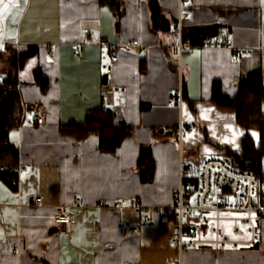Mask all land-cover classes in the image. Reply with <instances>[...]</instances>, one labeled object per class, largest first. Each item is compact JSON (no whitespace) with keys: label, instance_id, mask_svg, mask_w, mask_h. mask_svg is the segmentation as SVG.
Returning a JSON list of instances; mask_svg holds the SVG:
<instances>
[{"label":"crops","instance_id":"0c3cea01","mask_svg":"<svg viewBox=\"0 0 264 264\" xmlns=\"http://www.w3.org/2000/svg\"><path fill=\"white\" fill-rule=\"evenodd\" d=\"M178 4L0 0V81L10 56L28 52L17 70L21 103L36 101L47 110L45 124L9 132L22 172L18 187L0 175V264H178L175 223L160 215L178 185L181 145L171 135L182 122V153L195 167L227 150L242 153L247 133L259 142V130L240 125L234 107L215 102L213 83L233 97L243 74L264 72V0H190L185 36L195 47L183 55L182 80L168 53L170 30L159 25L161 15L175 24ZM211 27L217 37L208 35ZM210 39L233 47L205 45ZM102 41L118 51L108 84ZM233 48L250 52L236 56ZM99 107L125 124L114 151L100 148L97 130L74 126ZM147 145L155 169L143 180L139 157ZM132 198L140 207L112 206ZM67 205L76 214L70 233L53 219ZM123 223L139 232L128 234ZM260 227L258 247H188L183 264H264V216Z\"/></svg>","mask_w":264,"mask_h":264},{"label":"built area","instance_id":"2783aa9c","mask_svg":"<svg viewBox=\"0 0 264 264\" xmlns=\"http://www.w3.org/2000/svg\"><path fill=\"white\" fill-rule=\"evenodd\" d=\"M192 15L190 0H179L175 24L170 28L171 43L168 53L182 80L183 55L192 50L195 43L185 36L186 17ZM131 44H137L132 41ZM210 47H233L231 42L210 39L204 42ZM101 45L107 49L103 63L104 73H113L118 51L106 41ZM236 56L250 52L246 48H233ZM52 54V53H51ZM3 84V82H1ZM178 105L183 102V81L175 90ZM47 110L39 102L24 101L21 106L20 125L35 126L45 124ZM186 128L181 122L175 128V135L181 145L178 170V185L173 193V204L161 210V217L172 218L175 223V243L183 264V252L188 247L197 248H240L254 247L261 234L260 220L264 216V178L255 175L249 169L235 166L220 156H207L200 166L186 159L182 153ZM4 171V169H2ZM22 166L17 164L7 170V176L13 186H19ZM79 202V199L75 201ZM101 205L104 203L101 202ZM137 198L122 199L112 204L115 208L126 206L140 207ZM72 206H60L55 209L53 219L61 224L66 233H70L76 214ZM128 234L139 232L138 226L123 223ZM19 242L14 248H19Z\"/></svg>","mask_w":264,"mask_h":264},{"label":"trees","instance_id":"16d2710c","mask_svg":"<svg viewBox=\"0 0 264 264\" xmlns=\"http://www.w3.org/2000/svg\"><path fill=\"white\" fill-rule=\"evenodd\" d=\"M106 2L109 0H101ZM218 28L208 29V35L217 37ZM11 55L8 59L9 68L4 72L0 81V175L10 182L7 170L18 164L17 148L9 139V132L20 124L21 99L18 87V66L24 63L28 56ZM34 53V52H33ZM31 53V54H33ZM35 54V53H34ZM3 82V84L1 83ZM213 99L219 105L232 106L236 110L237 122L247 130L258 129L259 142L256 143L250 133L242 139V153L227 150L226 156H221L235 166L249 169L255 175L264 178L262 172V158L264 156V72L262 69L243 74L239 80L238 92L233 96H227L221 90L219 81L213 83ZM115 112L109 108L99 107L88 111L83 123H75L74 126L81 131L90 128L97 130L100 135V148L102 150H116L120 144L125 130V124L114 121ZM139 161L141 178L150 180L154 175L155 160L149 145L142 146ZM4 169V171H2Z\"/></svg>","mask_w":264,"mask_h":264},{"label":"water","instance_id":"95a60500","mask_svg":"<svg viewBox=\"0 0 264 264\" xmlns=\"http://www.w3.org/2000/svg\"><path fill=\"white\" fill-rule=\"evenodd\" d=\"M156 17H158V16H156ZM159 25H160V28L164 31H169L171 28L170 20L167 17H165L164 15H161V21H160ZM108 80H109V75L107 73H104L102 76L103 84H108ZM254 247H258V244H256Z\"/></svg>","mask_w":264,"mask_h":264},{"label":"rangeland","instance_id":"374dc122","mask_svg":"<svg viewBox=\"0 0 264 264\" xmlns=\"http://www.w3.org/2000/svg\"><path fill=\"white\" fill-rule=\"evenodd\" d=\"M168 137H170V135H168ZM171 137H173L174 138V140L177 142V144H178V139H177V136L174 134L173 136L171 135ZM179 145V144H178Z\"/></svg>","mask_w":264,"mask_h":264},{"label":"snow or ice","instance_id":"6c2138e0","mask_svg":"<svg viewBox=\"0 0 264 264\" xmlns=\"http://www.w3.org/2000/svg\"><path fill=\"white\" fill-rule=\"evenodd\" d=\"M4 8H5V9H7V8H8V5H7V4H5V5H4Z\"/></svg>","mask_w":264,"mask_h":264}]
</instances>
